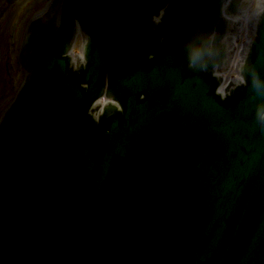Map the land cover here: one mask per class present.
Masks as SVG:
<instances>
[{
  "label": "water",
  "instance_id": "water-1",
  "mask_svg": "<svg viewBox=\"0 0 264 264\" xmlns=\"http://www.w3.org/2000/svg\"><path fill=\"white\" fill-rule=\"evenodd\" d=\"M257 3L238 53L246 0H52L28 23L0 264H264Z\"/></svg>",
  "mask_w": 264,
  "mask_h": 264
},
{
  "label": "rangeland",
  "instance_id": "rangeland-1",
  "mask_svg": "<svg viewBox=\"0 0 264 264\" xmlns=\"http://www.w3.org/2000/svg\"><path fill=\"white\" fill-rule=\"evenodd\" d=\"M50 1L0 0V117L26 76L18 61L22 36L28 23L39 16ZM75 52H79L78 44Z\"/></svg>",
  "mask_w": 264,
  "mask_h": 264
},
{
  "label": "flooded vegetation",
  "instance_id": "flooded-vegetation-1",
  "mask_svg": "<svg viewBox=\"0 0 264 264\" xmlns=\"http://www.w3.org/2000/svg\"><path fill=\"white\" fill-rule=\"evenodd\" d=\"M248 4H249V3H247V5H246L247 7H249Z\"/></svg>",
  "mask_w": 264,
  "mask_h": 264
},
{
  "label": "clouds",
  "instance_id": "clouds-1",
  "mask_svg": "<svg viewBox=\"0 0 264 264\" xmlns=\"http://www.w3.org/2000/svg\"><path fill=\"white\" fill-rule=\"evenodd\" d=\"M262 118H264V117H262Z\"/></svg>",
  "mask_w": 264,
  "mask_h": 264
}]
</instances>
